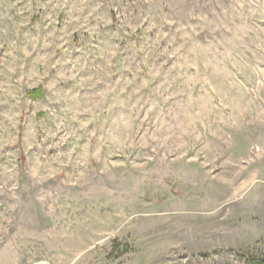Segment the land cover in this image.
Masks as SVG:
<instances>
[{
  "label": "rangeland",
  "instance_id": "rangeland-1",
  "mask_svg": "<svg viewBox=\"0 0 264 264\" xmlns=\"http://www.w3.org/2000/svg\"><path fill=\"white\" fill-rule=\"evenodd\" d=\"M263 261L264 0H0V264Z\"/></svg>",
  "mask_w": 264,
  "mask_h": 264
},
{
  "label": "trees",
  "instance_id": "trees-1",
  "mask_svg": "<svg viewBox=\"0 0 264 264\" xmlns=\"http://www.w3.org/2000/svg\"><path fill=\"white\" fill-rule=\"evenodd\" d=\"M41 89H36V90H34V91H32L30 94V96H32V98L33 99H35V98H37V97H40L41 96ZM262 264H264V261H263V263Z\"/></svg>",
  "mask_w": 264,
  "mask_h": 264
}]
</instances>
